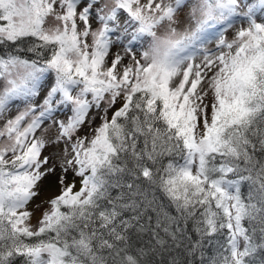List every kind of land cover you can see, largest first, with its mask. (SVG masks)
Returning a JSON list of instances; mask_svg holds the SVG:
<instances>
[{"label":"snow or ice","instance_id":"snow-or-ice-1","mask_svg":"<svg viewBox=\"0 0 264 264\" xmlns=\"http://www.w3.org/2000/svg\"><path fill=\"white\" fill-rule=\"evenodd\" d=\"M0 264H264V0H0Z\"/></svg>","mask_w":264,"mask_h":264},{"label":"rangeland","instance_id":"rangeland-1","mask_svg":"<svg viewBox=\"0 0 264 264\" xmlns=\"http://www.w3.org/2000/svg\"><path fill=\"white\" fill-rule=\"evenodd\" d=\"M116 51V50H114ZM121 54L123 55V53L121 52ZM63 118V117H61ZM98 123V121H97ZM51 124V122H48L47 124L44 125L45 128H48L47 133H45L46 138H52L54 139L57 133V129L53 126V127H49V125ZM85 132H88V128L85 127L83 132L81 134H84ZM57 151V149H55L54 147H52L51 145L48 147V149L45 151V155H51L54 154ZM54 189V188H53ZM55 190V189H54ZM49 198V197H48ZM48 198L44 197V198H39L37 199L32 205H31V210L34 213L33 219L31 221V223L33 225L36 224V219L40 216L41 212L47 207V205L44 203ZM37 205H40V208L37 209Z\"/></svg>","mask_w":264,"mask_h":264},{"label":"bare ground","instance_id":"bare-ground-1","mask_svg":"<svg viewBox=\"0 0 264 264\" xmlns=\"http://www.w3.org/2000/svg\"><path fill=\"white\" fill-rule=\"evenodd\" d=\"M55 192V190L53 188H45V190L42 192L40 198H48L51 195H53V193Z\"/></svg>","mask_w":264,"mask_h":264},{"label":"trees","instance_id":"trees-1","mask_svg":"<svg viewBox=\"0 0 264 264\" xmlns=\"http://www.w3.org/2000/svg\"><path fill=\"white\" fill-rule=\"evenodd\" d=\"M244 191L246 192V189H244Z\"/></svg>","mask_w":264,"mask_h":264}]
</instances>
